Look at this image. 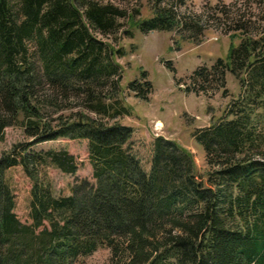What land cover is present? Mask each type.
Segmentation results:
<instances>
[{
	"label": "trees",
	"instance_id": "trees-1",
	"mask_svg": "<svg viewBox=\"0 0 264 264\" xmlns=\"http://www.w3.org/2000/svg\"><path fill=\"white\" fill-rule=\"evenodd\" d=\"M239 1L219 12L240 43L197 68L184 88H223L230 73L242 89L224 118L193 133L211 168L205 185L191 155L161 136L146 173L132 152V128L118 122L129 115L113 58L122 52L93 32L115 35L125 11L98 0H0V140L9 127L30 140L0 156V264H75L100 248L110 251L109 264H264V37L245 34L256 19L251 5L264 0ZM148 2L141 32L199 41L201 16L178 12L185 0ZM126 89L142 101L152 91L146 80ZM59 138L87 141L95 181L75 182L67 197L53 195L40 169L73 175L74 157L29 149ZM18 165L32 183L30 224L13 212L4 177Z\"/></svg>",
	"mask_w": 264,
	"mask_h": 264
},
{
	"label": "rangeland",
	"instance_id": "rangeland-1",
	"mask_svg": "<svg viewBox=\"0 0 264 264\" xmlns=\"http://www.w3.org/2000/svg\"><path fill=\"white\" fill-rule=\"evenodd\" d=\"M98 1L103 4L111 3L126 12L118 33L106 37L94 32L93 34L109 48L122 52V55L115 54L113 58L122 69L121 98L129 115L122 116L118 122L133 130L130 138L132 152L139 159L142 169L148 173L153 140L158 136L171 140L191 155L195 175L206 185L207 174L211 168L207 165L205 153L195 141L193 133L224 118L230 105L241 97L242 89L230 73H226L223 88L216 89V86L210 85L206 93L198 95L186 93L184 88H192L189 78L197 68H209L218 58L225 59L231 44L240 43L242 34L229 31L232 23H224L225 19L219 12L222 11L223 4L228 5L234 0H185V5L178 7L180 15L201 16L199 24L203 29L196 43L188 39V33L141 32L138 22L152 16V6L148 0ZM251 6L250 13L255 15L256 19L252 18L254 24L245 34H250L253 38L264 37V4L261 8L254 4ZM232 34L235 38L231 40ZM143 72L146 75L145 80L152 88L147 101L135 98L126 89L134 80L145 81L141 79ZM29 141L20 128L5 129L0 140V156L9 153L13 148L20 152ZM29 149L36 152L65 150L74 157L77 171L73 175L63 173L52 166L40 169V176L49 181L55 197L70 196L75 182H95L91 178L92 168L86 140L59 138L36 144ZM4 177L14 196L13 212L21 223L30 224L31 180L21 165L9 168ZM109 258L110 251L100 248L92 255L80 258L75 264H109Z\"/></svg>",
	"mask_w": 264,
	"mask_h": 264
}]
</instances>
